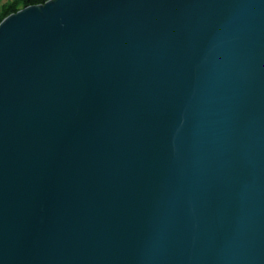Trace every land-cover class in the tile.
I'll use <instances>...</instances> for the list:
<instances>
[{
  "label": "water",
  "instance_id": "obj_1",
  "mask_svg": "<svg viewBox=\"0 0 264 264\" xmlns=\"http://www.w3.org/2000/svg\"><path fill=\"white\" fill-rule=\"evenodd\" d=\"M0 264H264V0L3 20Z\"/></svg>",
  "mask_w": 264,
  "mask_h": 264
},
{
  "label": "trees",
  "instance_id": "obj_2",
  "mask_svg": "<svg viewBox=\"0 0 264 264\" xmlns=\"http://www.w3.org/2000/svg\"><path fill=\"white\" fill-rule=\"evenodd\" d=\"M49 0H10L5 3L0 12V23L9 16L19 12L20 10L30 7L43 5Z\"/></svg>",
  "mask_w": 264,
  "mask_h": 264
},
{
  "label": "rangeland",
  "instance_id": "obj_3",
  "mask_svg": "<svg viewBox=\"0 0 264 264\" xmlns=\"http://www.w3.org/2000/svg\"><path fill=\"white\" fill-rule=\"evenodd\" d=\"M8 1H10V0H0V12H1V8H2V6H3L5 3H7Z\"/></svg>",
  "mask_w": 264,
  "mask_h": 264
}]
</instances>
